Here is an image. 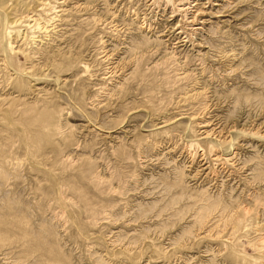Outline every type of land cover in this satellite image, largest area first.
Returning <instances> with one entry per match:
<instances>
[{"label":"rangeland","instance_id":"rangeland-1","mask_svg":"<svg viewBox=\"0 0 264 264\" xmlns=\"http://www.w3.org/2000/svg\"><path fill=\"white\" fill-rule=\"evenodd\" d=\"M165 1L0 0V264H264V0Z\"/></svg>","mask_w":264,"mask_h":264},{"label":"bare ground","instance_id":"bare-ground-1","mask_svg":"<svg viewBox=\"0 0 264 264\" xmlns=\"http://www.w3.org/2000/svg\"><path fill=\"white\" fill-rule=\"evenodd\" d=\"M54 1L56 3H62V2H59V0H54ZM221 1H223V0H180V2H178L175 5L171 1H165L164 6H165V9H171V11H172V17L174 18V20H176V18L178 16H182L177 21V24H175L174 31H177V34L184 36L182 42L189 43V42H193L194 35L196 33H198V31L200 29H202L203 28V25L206 23V20H205L204 16L207 15V11H206L205 8H209V7L210 8H213L215 6H218V5H220V2ZM151 2H152L151 3L152 6H153V4L155 3V0H153V1L151 0ZM47 4L48 3H43L41 9H46ZM60 6L61 5H55L54 4V5H52L49 8L51 12H48V13H50V15H53L52 13L54 12L55 15L52 16V17L47 18V21H44L42 19V17H38L37 18V16L35 17V16L32 15V16H27V18L21 20L20 23L21 24L24 23V25H26L27 27H32L33 25L37 24L39 28H42L43 29L45 27V25L48 24V23H50V22H51V25H52V20H54L57 17V13L56 12L62 11V9L59 8ZM31 21H33L34 24H31ZM43 23H46V24L43 25ZM31 37L35 38L34 35H32ZM195 42H196V40H195ZM212 135H211V137H212ZM233 154H235V153H233ZM223 158H224V156H223ZM226 158H227V156H226Z\"/></svg>","mask_w":264,"mask_h":264}]
</instances>
